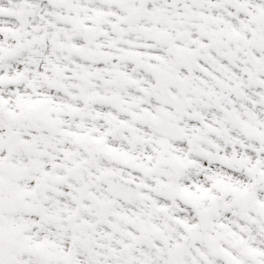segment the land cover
Masks as SVG:
<instances>
[{
  "label": "snow or ice",
  "instance_id": "obj_1",
  "mask_svg": "<svg viewBox=\"0 0 264 264\" xmlns=\"http://www.w3.org/2000/svg\"><path fill=\"white\" fill-rule=\"evenodd\" d=\"M0 264H264V0H0Z\"/></svg>",
  "mask_w": 264,
  "mask_h": 264
}]
</instances>
